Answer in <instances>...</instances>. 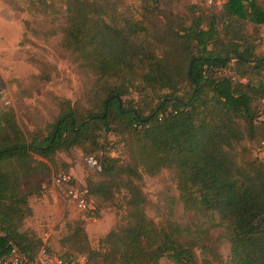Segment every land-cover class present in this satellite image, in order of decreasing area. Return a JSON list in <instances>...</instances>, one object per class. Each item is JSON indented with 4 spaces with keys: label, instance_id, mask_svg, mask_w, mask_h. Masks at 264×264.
Returning a JSON list of instances; mask_svg holds the SVG:
<instances>
[{
    "label": "trees",
    "instance_id": "1",
    "mask_svg": "<svg viewBox=\"0 0 264 264\" xmlns=\"http://www.w3.org/2000/svg\"><path fill=\"white\" fill-rule=\"evenodd\" d=\"M54 1L31 3L59 12L60 49L86 77L84 98L60 103L43 130L24 132L11 110L0 113V256L13 242L34 259L44 242L34 243L16 222L31 214L28 195L48 181L41 179L49 172L44 160L79 147L102 151L100 178L86 181V202L123 193L120 223L96 247L81 221L68 227L62 242L89 264H158L162 257L198 264L176 224L158 226L145 214L139 181L163 168L173 171L185 209L216 215L230 264H264V160L242 144L257 137L264 143V54L255 53L242 27L264 24V8L256 0H224L219 13L190 4L183 17L159 0H143L144 16L163 19L151 25L126 13L123 0H57V8ZM110 130L122 134L124 159L104 153L97 140L98 131Z\"/></svg>",
    "mask_w": 264,
    "mask_h": 264
},
{
    "label": "rangeland",
    "instance_id": "2",
    "mask_svg": "<svg viewBox=\"0 0 264 264\" xmlns=\"http://www.w3.org/2000/svg\"><path fill=\"white\" fill-rule=\"evenodd\" d=\"M142 1L123 0V10L147 19L151 25L163 23L156 13L147 17L143 15ZM57 2H53L55 8ZM159 2L163 8L185 17L190 4L219 13L224 0ZM256 2L264 8V0ZM62 24L57 9L42 12L33 8L31 0H0V113L11 110L24 132L43 130L58 115L60 103L65 104V100L71 105L77 100L83 101L86 77L72 63L71 56L60 49ZM242 27L254 44L255 53L264 54V24L245 22ZM224 72L234 77L232 71ZM130 97L138 100V95L134 93ZM154 103L155 99L145 107V112ZM261 104L263 108V100ZM260 118L264 119V115ZM97 133L104 153L125 158L122 134L112 130ZM258 139L244 140L242 144L248 146L253 155L264 160V143ZM89 152L96 160L102 153L99 148L83 151L79 147H72L68 151L55 152L51 160H44L49 172H43L41 179L48 181L40 192L36 188L28 195L31 214L15 221L18 230L27 232L34 243L37 237L41 238L50 254L56 257L72 253L86 257L84 252L70 250L62 242L69 233L68 227L75 226L74 222H82L89 244L96 247L98 240L115 228L120 223V215L124 214L123 193H117L111 202L89 196L86 209L82 210L69 202L61 190L51 185V178L60 172H68L76 184L85 188L88 179H99L100 172L88 168L84 161ZM139 185L145 198L146 216L158 226L176 224L181 229V237L193 243L198 264H230L228 243L222 227L217 225L216 215L183 207L171 169L163 168L155 175L143 174ZM158 264L172 263L162 257Z\"/></svg>",
    "mask_w": 264,
    "mask_h": 264
},
{
    "label": "built area",
    "instance_id": "3",
    "mask_svg": "<svg viewBox=\"0 0 264 264\" xmlns=\"http://www.w3.org/2000/svg\"><path fill=\"white\" fill-rule=\"evenodd\" d=\"M264 103V98H263ZM84 161L88 168L99 171L100 165L93 154L86 155ZM50 183L53 187L62 191L65 198L80 209L87 206L86 196L87 190L80 187L72 180V176L66 172H60L54 175ZM3 232L0 229V235ZM0 264H89L84 255L70 256L68 258L56 257L51 255L43 244L38 249L33 260L29 261L20 247L13 243H9V253L6 256H0Z\"/></svg>",
    "mask_w": 264,
    "mask_h": 264
}]
</instances>
